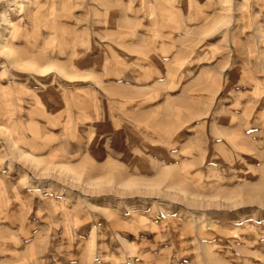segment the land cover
<instances>
[{
	"label": "rangeland",
	"instance_id": "374dc122",
	"mask_svg": "<svg viewBox=\"0 0 264 264\" xmlns=\"http://www.w3.org/2000/svg\"><path fill=\"white\" fill-rule=\"evenodd\" d=\"M0 264H264V0H0Z\"/></svg>",
	"mask_w": 264,
	"mask_h": 264
},
{
	"label": "bare ground",
	"instance_id": "6f19581e",
	"mask_svg": "<svg viewBox=\"0 0 264 264\" xmlns=\"http://www.w3.org/2000/svg\"><path fill=\"white\" fill-rule=\"evenodd\" d=\"M32 65V64H31ZM28 67V66H27ZM29 68V67H28Z\"/></svg>",
	"mask_w": 264,
	"mask_h": 264
}]
</instances>
